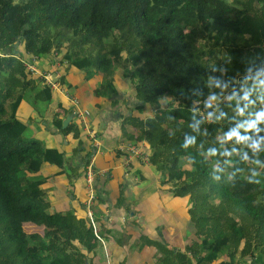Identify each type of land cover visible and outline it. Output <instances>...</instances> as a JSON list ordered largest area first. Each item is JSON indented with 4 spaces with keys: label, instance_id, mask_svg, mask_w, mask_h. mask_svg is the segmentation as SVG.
<instances>
[{
    "label": "trees",
    "instance_id": "16d2710c",
    "mask_svg": "<svg viewBox=\"0 0 264 264\" xmlns=\"http://www.w3.org/2000/svg\"><path fill=\"white\" fill-rule=\"evenodd\" d=\"M23 42L87 85L100 76L97 100L115 103L127 81L142 104L126 120L130 138L148 143L167 192L189 199L194 237L184 248L142 233L120 264L146 245L152 264H264V0H0V50H12L0 53V264H107L82 200L51 210L41 170L62 176L70 156L26 136L35 131L22 108L45 118L55 95L13 57ZM61 107L57 130L78 138ZM96 171L107 204L98 184L110 173ZM123 198L114 208L130 218ZM127 236L114 235L122 245Z\"/></svg>",
    "mask_w": 264,
    "mask_h": 264
},
{
    "label": "crops",
    "instance_id": "0c3cea01",
    "mask_svg": "<svg viewBox=\"0 0 264 264\" xmlns=\"http://www.w3.org/2000/svg\"><path fill=\"white\" fill-rule=\"evenodd\" d=\"M71 73L79 84V89L77 87L75 92L86 99V112L95 111V106L98 103L102 105V109L92 112L94 116L91 114L87 116V122L97 134L100 146L98 148L92 146L90 137L80 126L78 120H72L69 125L73 123L77 126L82 140L76 138V141L71 142L67 134L57 130L54 123L56 113L54 109H57L58 103L62 102L59 96H55L52 110L47 113L45 118H40L31 111V114L28 115L29 121L38 134L39 140L46 143L47 148H58L68 152L70 156L67 173L62 176L53 178L52 176L58 173L59 169L50 164H45L41 170L43 177H50L45 190L48 192L51 210L65 212L77 209L81 200L84 204L86 203L87 189L83 173V158L90 154L96 156V168L101 172L99 175L110 173L107 184H103L102 181L98 184L103 189V198L107 204L101 203L98 199L93 208V214L101 227L112 232L113 239L110 238L108 242L112 247V254H117L113 264H119L125 255L123 251L126 246L125 241L122 245L114 237L118 232L128 235L125 239L128 244L131 243L130 238H133L134 241L142 233L151 239H157L160 234L166 237L168 240L166 243L172 248H184L190 237L194 235L191 218L188 214L189 199L174 198L167 192L168 187L161 185V176L151 165L153 152L148 143L144 140L136 141L130 138V136H136V130L133 124L127 123V125L126 120L138 115L142 105L137 100L135 91L127 81L121 80L119 82L121 93L113 98L115 103L107 100L104 102V100H97L94 96L95 89L99 87L100 76L95 77L87 85L80 72L71 70ZM68 116L60 115V118L65 121ZM36 119L39 120L35 121ZM86 140L87 143L82 145L83 150H79L78 155L73 154L79 142L81 141L83 144ZM129 143L140 146L144 151V156H149L148 161L145 162L142 157L133 156L129 151L120 150V147H124L126 150ZM121 196H124L122 200L132 204V206L130 204L132 209L130 218L125 215L124 209L114 208ZM122 229L125 231H121ZM182 241L183 244H181ZM174 243H176L175 246ZM151 254L152 252L149 250L148 257L142 259L141 264H152ZM105 259L108 262L107 253ZM110 261L112 262V258Z\"/></svg>",
    "mask_w": 264,
    "mask_h": 264
},
{
    "label": "rangeland",
    "instance_id": "374dc122",
    "mask_svg": "<svg viewBox=\"0 0 264 264\" xmlns=\"http://www.w3.org/2000/svg\"><path fill=\"white\" fill-rule=\"evenodd\" d=\"M19 41H21V40H19ZM10 51H12L11 48H9L5 52H2L0 50V53H2L1 56L4 57L5 53H10ZM65 52L66 51L64 50L62 54H65ZM62 56L63 55H59L58 57H62ZM13 57H15L16 59H18L21 63H23V65L26 67L27 72L29 73V76H31L34 79H37V80L41 81V83H42V85L44 87H47V84L45 82V74L50 73L53 76H55V74H59L61 76V80L59 79L58 80V83H60L61 87L64 90L69 91V94H70L71 97H77L78 98L79 104H80L78 108L81 109V110L82 109L84 110V111L82 110L83 115L86 113V110H87L86 107H85L86 99L82 95H78L77 94L78 92L77 93L75 92V89L77 90V87L79 89L78 80L77 79L75 80V78L72 75L71 71H67V69L69 67V64L67 62H64V65L61 67L60 63H56V64L55 63H52L51 60H50V58H51L50 56L48 57L46 55H44V56H36V55H33V54H31V53H29V52L26 51V49H25V42H23L20 46H17V48H16V54ZM40 64H41V67L39 68ZM30 66H34L33 68L34 69L36 68V70L39 73H35V72L31 71ZM47 88H50V87H47ZM132 89L134 90V88H132ZM52 92L54 93L55 96H57V97L59 96L60 100L62 101V102H59L58 103V108L57 109H54L55 110L54 112H57L58 111L59 105L61 104L63 106L61 108L67 109L71 113V115L73 116V120L74 119L76 120V117H75V115L73 113V110H74L75 106L72 104L71 100L68 99L67 97H63L61 93L55 92V90H52ZM65 95H68V94L65 92ZM55 99L56 98H54V103H55ZM27 109H28L27 106H24L22 108V111L24 112V116H26V117H28L26 115ZM51 110L52 109L50 108L49 111H48V113H50ZM75 113H76V110H75ZM87 116H90V113L89 112H87ZM78 118L85 119V115H84V117H79L78 116ZM38 120L39 119H36L35 121H38ZM82 123H83V125L85 127L88 126L89 131H92V128L90 127V125L87 122H84L83 121ZM90 123H92V122H90ZM29 124L31 125L30 122H29ZM77 132H80V131H77ZM26 136H28V138H37V139H39L38 134L36 135V131L35 132L26 133ZM68 137H70L71 142H74L77 139L82 140L81 136H79L76 139L75 138V135H74V132L68 133ZM85 143H87V140L85 142H83V145H85ZM89 143H90V141H89ZM44 145L46 146V143H44ZM92 146L95 148V145L92 144ZM96 223H97V226H98V233L100 235L99 229L100 230H103V227H101V225L97 221H96ZM150 223H151V221H150ZM184 227L185 226L183 225V228ZM162 237H163L162 239L165 242H168V240L166 239V237L164 235H162ZM192 237H194V236H192ZM183 241H184V238H183ZM183 241H182L181 244H183ZM102 243H103V245L105 247V250H106V253L108 255V262H107V264H110V262H111L110 261V258H112V260L115 259L116 256H117V254L116 253L112 254V247L109 244L110 242H108L104 238H102ZM125 245L127 247L130 246V244H128L126 240H125ZM175 245H176V243H174V246ZM124 248L126 249V247H124ZM129 250H132V251H131V255L129 256V259L126 261V264H141V260L142 259H146L148 257L150 248L147 245L144 246V248L142 249V251L139 254L138 253H135V251H133V249H129ZM126 256H127V254H126ZM98 260H100V258ZM152 262H153V259H152ZM101 263H102L101 261L100 262H97V264H101ZM143 264H146V263H143Z\"/></svg>",
    "mask_w": 264,
    "mask_h": 264
},
{
    "label": "built area",
    "instance_id": "2783aa9c",
    "mask_svg": "<svg viewBox=\"0 0 264 264\" xmlns=\"http://www.w3.org/2000/svg\"><path fill=\"white\" fill-rule=\"evenodd\" d=\"M34 66H30L31 71L35 72V73H39L36 68H33ZM61 80V76L59 74H55V76H53L50 73L45 74V82L47 84V87H50L52 90H55V92L61 93L64 97H67L68 99L71 100L72 104L75 106L73 113L76 117V120L79 121L80 126L83 128L84 131L87 132L88 136L91 139V143L93 145H95V148H98L100 146V142L98 140L97 134L93 131H89L88 126H84L83 125V121L87 122V114L85 113V119L82 118H78L79 117H84L82 110L79 109V100L77 97H71L69 94V91L64 90L60 83H58V80ZM65 92L68 95H65ZM76 110V113H75ZM84 111V110H83ZM88 123V122H87ZM89 124V123H88ZM121 151H129L133 156L136 157H142L144 159L145 162L148 161L149 156H144V151L140 146H137L135 144H131L129 143L126 146V150L124 147H120ZM96 156H91L87 166H85V175H86V189H87V200L85 203V207L87 209V216L90 219V222L92 224V227L94 229L96 238L102 242V238L100 237L99 233H98V226L97 223L95 221L94 218V214H93V208L95 206V203L98 200V193H97V188L95 186V180H96V176L98 175L97 171H96ZM101 173V172H100ZM103 173V172H102Z\"/></svg>",
    "mask_w": 264,
    "mask_h": 264
},
{
    "label": "water",
    "instance_id": "95a60500",
    "mask_svg": "<svg viewBox=\"0 0 264 264\" xmlns=\"http://www.w3.org/2000/svg\"><path fill=\"white\" fill-rule=\"evenodd\" d=\"M72 120H73V116L72 115H69L67 117V119L64 121L63 127L66 128Z\"/></svg>",
    "mask_w": 264,
    "mask_h": 264
}]
</instances>
